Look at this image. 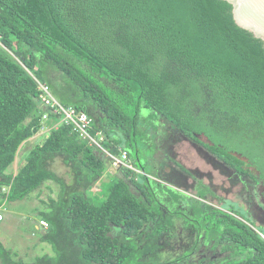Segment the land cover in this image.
<instances>
[{
  "label": "trees",
  "instance_id": "1",
  "mask_svg": "<svg viewBox=\"0 0 264 264\" xmlns=\"http://www.w3.org/2000/svg\"><path fill=\"white\" fill-rule=\"evenodd\" d=\"M232 10L223 0H0V210L60 185L40 214L53 256L32 264H264V232L242 209L208 206L203 191H164L141 158L146 110L264 189V42ZM39 84L83 111L110 155L127 153L124 178L137 195L114 177L91 197L110 161L65 126L8 173L39 136ZM54 159L72 176L68 190ZM207 249L225 257L194 263ZM14 255L0 242V264H27Z\"/></svg>",
  "mask_w": 264,
  "mask_h": 264
},
{
  "label": "rangeland",
  "instance_id": "2",
  "mask_svg": "<svg viewBox=\"0 0 264 264\" xmlns=\"http://www.w3.org/2000/svg\"><path fill=\"white\" fill-rule=\"evenodd\" d=\"M50 70L53 75L59 76V73L53 68ZM53 97L59 101L54 95ZM150 115V112L146 110L140 112L142 130H148L145 133L146 138H148V145H143L141 158L143 163L144 160L148 164L151 162L152 166L149 167V173L155 177L151 180L157 182L164 191L177 193L186 199H198L196 194L203 191L206 196L204 203L208 206H215L224 210L232 206L240 208L253 223V226L264 232L263 187H253L249 179L237 176L203 147L196 145L173 130L163 118L157 115L155 119H151ZM45 137L46 135L42 134L23 144L8 173H14V168L19 170L25 162L29 149L36 144H41ZM132 166V162L129 161V168H133ZM49 169L62 180L67 190L68 186L71 187L72 176L68 174L58 159L52 160ZM124 169L126 168L107 170L106 174L92 187L89 195L91 197L99 196L105 185H108L114 177L124 180L130 191L137 195L129 179L124 178ZM135 172L141 173L139 170ZM151 191L156 194L158 199H165V201L169 199V193L161 194L156 186L151 187ZM59 193V184L47 182L38 192L26 200L7 204L2 209L3 211L0 210L3 216V221L0 222V242L5 249L15 254L13 256L15 261L21 260L24 263L32 264L45 255L53 256L52 247L48 243L40 242L41 236L45 234L48 228L46 230L41 228L39 223L42 219L40 214L48 211L49 201L57 200ZM102 200L103 198L99 202ZM171 205H175V203ZM179 205L177 208H180ZM224 257L225 255L219 252H212L207 249L204 253H197L196 261H192L194 263L201 259L216 261Z\"/></svg>",
  "mask_w": 264,
  "mask_h": 264
},
{
  "label": "built area",
  "instance_id": "3",
  "mask_svg": "<svg viewBox=\"0 0 264 264\" xmlns=\"http://www.w3.org/2000/svg\"><path fill=\"white\" fill-rule=\"evenodd\" d=\"M37 89L39 96L36 102L43 112L39 136L42 134L47 135L51 130H56L60 126L68 127L79 139L85 141L88 146H94L105 154L110 161L111 169H132L131 167L129 168V158L126 152L122 151L119 156H112L101 146V142L104 140L103 137L99 134L91 135V120L83 111L64 106L53 97L49 87L44 84H39ZM2 221L3 216L0 213V222ZM39 226L45 230L48 228L47 223L44 221H41Z\"/></svg>",
  "mask_w": 264,
  "mask_h": 264
},
{
  "label": "water",
  "instance_id": "4",
  "mask_svg": "<svg viewBox=\"0 0 264 264\" xmlns=\"http://www.w3.org/2000/svg\"><path fill=\"white\" fill-rule=\"evenodd\" d=\"M233 10L236 24L264 42V0H223Z\"/></svg>",
  "mask_w": 264,
  "mask_h": 264
},
{
  "label": "crops",
  "instance_id": "5",
  "mask_svg": "<svg viewBox=\"0 0 264 264\" xmlns=\"http://www.w3.org/2000/svg\"><path fill=\"white\" fill-rule=\"evenodd\" d=\"M13 171H14V173L12 172L13 174H16V173L18 172V170H17L16 168H14ZM3 209H4V208H3ZM2 211H3V210H2ZM0 213H1V211H0ZM1 214H2V213H1ZM40 222H41V221H40Z\"/></svg>",
  "mask_w": 264,
  "mask_h": 264
}]
</instances>
